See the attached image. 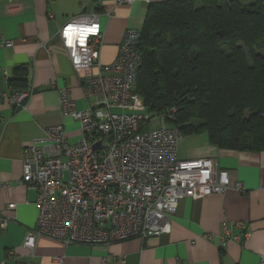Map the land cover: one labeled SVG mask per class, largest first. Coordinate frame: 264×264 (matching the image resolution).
<instances>
[{"label":"crops","instance_id":"crops-1","mask_svg":"<svg viewBox=\"0 0 264 264\" xmlns=\"http://www.w3.org/2000/svg\"><path fill=\"white\" fill-rule=\"evenodd\" d=\"M164 0H100L99 11L89 0H0V35L12 45L0 43V95L31 90L22 107L0 98V264H114L123 255L126 264H262L264 256V150L221 148L210 143L206 132L183 136L178 156L211 157L228 171L232 182L245 191L228 188L198 199L182 197L167 219L169 231L141 239L128 238L107 245L69 243L39 236L34 255L22 247L37 220L36 191L21 183L23 148L44 137L46 128L65 126L68 139L81 136L79 123L63 117L53 83L69 87L75 108L98 104L101 95L86 96L65 50L58 40L61 26L78 15H99L102 42L101 68L111 63L127 27L141 30L148 6ZM4 71L6 73H4ZM24 80L20 86L10 78ZM14 203V209H7ZM241 222V225H237ZM248 234V235H246ZM228 238L223 245L222 238ZM14 254L8 256V251ZM61 257V260L55 259Z\"/></svg>","mask_w":264,"mask_h":264},{"label":"built area","instance_id":"built-area-1","mask_svg":"<svg viewBox=\"0 0 264 264\" xmlns=\"http://www.w3.org/2000/svg\"><path fill=\"white\" fill-rule=\"evenodd\" d=\"M139 36L140 29L127 27L115 59L102 70L98 14L75 16L59 29L58 40L82 82L84 94L101 95L102 100L77 110L70 88L52 84L61 115L79 123L81 136L71 141L65 126L56 124L46 128L44 137L23 148L21 183L36 191V224L22 243L30 256L39 236L64 244L94 245L158 236L169 231L167 219L175 213L180 198L198 199L228 188L245 191L244 184L232 182L228 171L220 169L214 158L178 156L183 135L169 122L175 106L158 113L146 110L135 90L141 61ZM0 43L12 45L1 35ZM30 95V89L14 90L0 98L4 96L13 106L22 107ZM153 120L159 124L152 126ZM147 121L149 127L140 130ZM6 208L14 209L15 204L8 203ZM7 219L0 216L1 228ZM227 241L222 238L223 245ZM12 254L8 251V256ZM261 262L264 264V256ZM113 263L126 264L123 255L115 257ZM1 264L8 263L5 260ZM14 264L25 263L15 260Z\"/></svg>","mask_w":264,"mask_h":264},{"label":"trees","instance_id":"trees-1","mask_svg":"<svg viewBox=\"0 0 264 264\" xmlns=\"http://www.w3.org/2000/svg\"><path fill=\"white\" fill-rule=\"evenodd\" d=\"M89 1L99 11L100 0ZM137 50L135 90L147 111L175 106L169 122L183 136L206 132L221 148L264 150V0L154 2Z\"/></svg>","mask_w":264,"mask_h":264},{"label":"rangeland","instance_id":"rangeland-1","mask_svg":"<svg viewBox=\"0 0 264 264\" xmlns=\"http://www.w3.org/2000/svg\"><path fill=\"white\" fill-rule=\"evenodd\" d=\"M152 124V126H155V125H158L159 124V121H157V120H153V122H151Z\"/></svg>","mask_w":264,"mask_h":264},{"label":"water","instance_id":"water-1","mask_svg":"<svg viewBox=\"0 0 264 264\" xmlns=\"http://www.w3.org/2000/svg\"><path fill=\"white\" fill-rule=\"evenodd\" d=\"M98 145H99L98 143H95V144H94V147H98Z\"/></svg>","mask_w":264,"mask_h":264}]
</instances>
